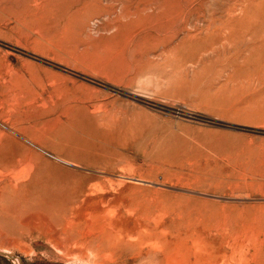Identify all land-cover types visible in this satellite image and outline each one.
I'll list each match as a JSON object with an SVG mask.
<instances>
[{
	"label": "rangeland",
	"instance_id": "374dc122",
	"mask_svg": "<svg viewBox=\"0 0 264 264\" xmlns=\"http://www.w3.org/2000/svg\"><path fill=\"white\" fill-rule=\"evenodd\" d=\"M231 1L0 0V264H264V41L193 26Z\"/></svg>",
	"mask_w": 264,
	"mask_h": 264
},
{
	"label": "bare ground",
	"instance_id": "6f19581e",
	"mask_svg": "<svg viewBox=\"0 0 264 264\" xmlns=\"http://www.w3.org/2000/svg\"><path fill=\"white\" fill-rule=\"evenodd\" d=\"M243 1L246 3H250V5H254V6L251 8L242 9V7L239 6L240 4L239 2L231 1L230 2L231 5L227 9H221V12H217V10H215L212 13H208L206 14L203 22L199 21V24L196 23L193 24L194 27L202 28L204 31H208L211 28H213L214 35L212 37H210V35L207 36V39L223 40L225 43H227L223 47V54H227V55L234 54V52H237L240 48H244L245 50H249V51L255 48H260L261 46L246 45V44H254L257 41H264V33H258V29L249 26H245V27L242 26L241 24L243 19L242 16L257 11V7L252 2L253 0H243ZM202 3L203 2H201V4ZM261 4H263L264 6V0L261 2ZM237 10L242 11L240 13V17L233 18L231 14L235 13V11ZM262 48L264 47H261L260 49ZM21 134L23 135V133ZM24 149L25 148L23 147V150ZM20 153H22V151ZM15 165L13 164L12 166ZM3 167L7 168L8 170L7 173L8 175H10L11 174L10 165L5 164ZM30 195H32V193H30Z\"/></svg>",
	"mask_w": 264,
	"mask_h": 264
}]
</instances>
